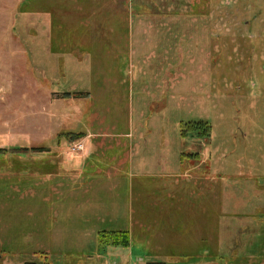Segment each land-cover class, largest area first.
I'll list each match as a JSON object with an SVG mask.
<instances>
[{
    "label": "rangeland",
    "instance_id": "obj_1",
    "mask_svg": "<svg viewBox=\"0 0 264 264\" xmlns=\"http://www.w3.org/2000/svg\"><path fill=\"white\" fill-rule=\"evenodd\" d=\"M0 264H264V0H0Z\"/></svg>",
    "mask_w": 264,
    "mask_h": 264
},
{
    "label": "trees",
    "instance_id": "obj_2",
    "mask_svg": "<svg viewBox=\"0 0 264 264\" xmlns=\"http://www.w3.org/2000/svg\"><path fill=\"white\" fill-rule=\"evenodd\" d=\"M36 151V150H35ZM37 151H47V150H44L43 148H40L39 150H37Z\"/></svg>",
    "mask_w": 264,
    "mask_h": 264
}]
</instances>
